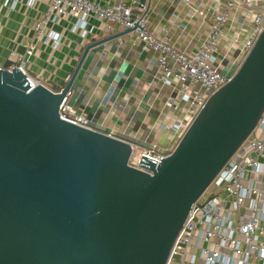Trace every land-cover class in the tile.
Listing matches in <instances>:
<instances>
[{"label": "water", "instance_id": "water-1", "mask_svg": "<svg viewBox=\"0 0 264 264\" xmlns=\"http://www.w3.org/2000/svg\"><path fill=\"white\" fill-rule=\"evenodd\" d=\"M106 40L86 45L62 87L38 84L13 61L0 66V264H166L192 203L264 109L263 30L155 166L131 147L145 145L140 114L127 135L59 117L62 99L90 79L86 61ZM115 81L90 102L106 108L100 113L121 104L118 89L127 85Z\"/></svg>", "mask_w": 264, "mask_h": 264}, {"label": "built area", "instance_id": "built-area-1", "mask_svg": "<svg viewBox=\"0 0 264 264\" xmlns=\"http://www.w3.org/2000/svg\"><path fill=\"white\" fill-rule=\"evenodd\" d=\"M209 1L215 7L213 20L205 39L192 53L177 48L166 29L160 36L149 30V6L143 1L110 6L95 0H49L34 29L42 34L49 23L70 16L79 21L76 26L82 30L87 29L91 18L109 28L114 24L123 29L134 28L132 32L142 47L156 54L158 80L175 90L167 96L164 105L176 109L181 103L185 105L182 119L171 126L175 134L166 147L153 142L131 146L141 156L155 160L156 166L174 150L209 96L230 79L264 30V0ZM17 2L5 0L11 9L16 8ZM184 2L190 6V0ZM28 4H33V0H28ZM195 11L196 7H191V16ZM234 23L239 25L240 31L226 53L219 57L220 39ZM49 37L58 40L57 35ZM32 54L33 46H29L25 54L18 57L15 67L25 77L46 85L41 76L30 74L26 69V58ZM222 58L230 61L225 65L226 72ZM69 78L70 75L67 81ZM71 96L68 91L62 99L59 117L89 127L90 120L76 112ZM262 175L264 109L250 135L192 203L195 207L175 239L166 264H264V188L258 186L259 179L255 178Z\"/></svg>", "mask_w": 264, "mask_h": 264}, {"label": "crops", "instance_id": "crops-1", "mask_svg": "<svg viewBox=\"0 0 264 264\" xmlns=\"http://www.w3.org/2000/svg\"><path fill=\"white\" fill-rule=\"evenodd\" d=\"M27 1L18 0L16 8L11 9L5 0H0V65L7 61L16 62L29 46H33V54L26 58L27 71L41 76L46 85L53 83L62 87L67 76L74 71L86 45L92 40L106 38L99 46L102 50L87 65L90 79L81 84L75 96L72 94L76 112L86 116L93 126L121 135H127L140 114L139 120L146 124L145 130L138 132L143 137L142 143L147 145L153 142L166 147L175 134L171 126L176 120L182 119L185 105L181 103L177 109L164 105L167 96L174 94L175 90L158 80L156 54L144 49L134 32H122L123 28L115 24L109 28L94 18L89 19L87 29L82 30L76 26L79 22L76 18L62 17L49 23L45 31L38 34L34 29L35 22L40 12L48 6L49 0H33L31 5H27ZM95 1L110 6L121 2H146L149 6V30L160 36L166 29L172 43L189 53L194 52L205 39L215 10L209 0H190V6L184 0ZM191 7L197 10L192 16ZM237 16L240 17L239 14ZM239 31L237 23L227 27L219 42V57L226 53ZM50 35H57V42ZM227 62L229 64L230 61ZM222 65V68L226 67V64ZM109 67L111 71L105 72ZM121 69V74L117 75ZM100 76L108 77L111 84L103 83ZM116 78H119L121 85H127L126 89H118L121 104H113L108 113H100L101 109L106 108L90 102L102 99L103 90L116 86ZM97 81L99 85L95 86ZM106 105L112 104L106 102ZM255 178L259 179L258 186L264 188V175Z\"/></svg>", "mask_w": 264, "mask_h": 264}, {"label": "rangeland", "instance_id": "rangeland-1", "mask_svg": "<svg viewBox=\"0 0 264 264\" xmlns=\"http://www.w3.org/2000/svg\"><path fill=\"white\" fill-rule=\"evenodd\" d=\"M90 60H91V59L89 58V60L86 61V64H85L86 66L90 63ZM222 62H223L224 64H226V63H227V59H226V58H222ZM223 69H224V70H223L224 72L227 71V67H225V68H223ZM77 82H78V80H77ZM77 82H76L75 86L77 85ZM77 92H78V91H73L72 94L75 96ZM70 99H71L70 102L73 104L72 96L70 97Z\"/></svg>", "mask_w": 264, "mask_h": 264}]
</instances>
